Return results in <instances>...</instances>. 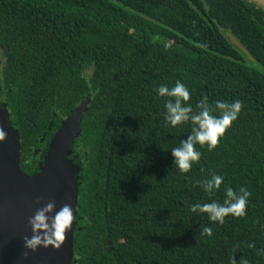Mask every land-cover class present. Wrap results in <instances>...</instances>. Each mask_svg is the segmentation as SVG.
<instances>
[{
  "label": "trees",
  "instance_id": "obj_1",
  "mask_svg": "<svg viewBox=\"0 0 264 264\" xmlns=\"http://www.w3.org/2000/svg\"><path fill=\"white\" fill-rule=\"evenodd\" d=\"M0 59V104L28 175L40 172L63 120L90 100L69 156L80 167L73 264H264L263 6L0 0ZM177 80L194 111L204 98L213 115L217 101L242 103L215 149L195 146L201 158L187 173L170 149L191 123L167 124L165 100L174 98L155 91ZM213 173L224 184L210 195L200 185ZM225 186L251 193L245 216L219 224L190 211L223 203Z\"/></svg>",
  "mask_w": 264,
  "mask_h": 264
},
{
  "label": "water",
  "instance_id": "obj_2",
  "mask_svg": "<svg viewBox=\"0 0 264 264\" xmlns=\"http://www.w3.org/2000/svg\"><path fill=\"white\" fill-rule=\"evenodd\" d=\"M251 1L264 7V0ZM89 102V99L83 101L63 120L51 141L40 172L35 175H28L20 167L19 134L9 121L6 103L0 104L7 112L8 120L2 129L15 150L14 155L7 153L8 141L3 147L0 143V264H73L75 220L60 249L40 247L32 252L24 248L23 241L24 237L30 238L32 235L29 218L50 201L58 206L70 204L76 217L80 167L69 156L72 154V145L80 134V124ZM15 160L17 166L14 165ZM72 175L74 189L70 190Z\"/></svg>",
  "mask_w": 264,
  "mask_h": 264
},
{
  "label": "clouds",
  "instance_id": "obj_3",
  "mask_svg": "<svg viewBox=\"0 0 264 264\" xmlns=\"http://www.w3.org/2000/svg\"><path fill=\"white\" fill-rule=\"evenodd\" d=\"M159 97L166 99L164 107L166 109L165 121L171 127L191 123V134L186 140H181L179 146L170 149L173 164L181 173L191 170L193 164L201 158V152L196 150V145L207 146L208 150L215 149L225 132L238 119L242 109L240 100L231 103L223 101L216 102V109L219 115H213L207 103V98L197 105V111L189 103L191 93L189 88L177 80L173 87L161 84L156 90ZM6 132L0 128V143L6 139ZM224 184V177L213 173L209 179L204 180L200 187L204 192L212 194L219 190ZM251 193L244 187L234 190L225 186V199L223 203L212 201L211 203H197L190 208L192 212L206 213L211 222L223 224L228 216L243 217ZM75 220L74 209L70 204L58 206L55 202H48L38 208L33 216L28 220L31 228V237H24V248L35 252L38 248L60 249L66 240L67 233L72 230ZM203 234L212 235L210 227L203 228ZM248 247L254 248L255 244ZM27 256V253L24 254ZM257 255H264V249H259ZM235 264V262H233Z\"/></svg>",
  "mask_w": 264,
  "mask_h": 264
},
{
  "label": "rangeland",
  "instance_id": "obj_4",
  "mask_svg": "<svg viewBox=\"0 0 264 264\" xmlns=\"http://www.w3.org/2000/svg\"><path fill=\"white\" fill-rule=\"evenodd\" d=\"M227 34L228 37H230V39L232 40V42H234L236 45L240 46L239 43L237 42V40L233 37V35L229 32L226 31L225 32ZM243 49V48H242ZM247 52V51H246ZM245 60L247 62V64H249L250 66L254 67V68H259L261 69L262 66L259 62H257L255 59H253L248 53H246L245 55ZM0 67H2V60L0 61ZM5 104V103H4ZM7 112L3 109V107L0 106V128L3 127V125L5 123H7ZM6 125V124H5ZM8 141V144L6 143ZM7 144L9 147V151L7 153H12L14 155L15 150H14V145L13 147L10 144V139H8L6 137V139L1 143V147H3L4 144ZM74 162V161H73ZM17 161L15 160L14 165L17 166ZM72 182L69 185V189L72 190L74 189V175L71 176ZM25 182H28V179L25 180ZM65 192H72V191H65Z\"/></svg>",
  "mask_w": 264,
  "mask_h": 264
}]
</instances>
